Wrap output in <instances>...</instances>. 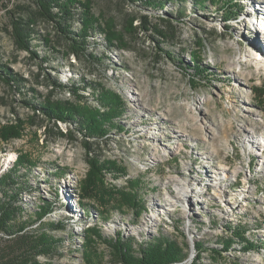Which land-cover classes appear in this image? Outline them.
Wrapping results in <instances>:
<instances>
[{"label": "rangeland", "instance_id": "374dc122", "mask_svg": "<svg viewBox=\"0 0 264 264\" xmlns=\"http://www.w3.org/2000/svg\"><path fill=\"white\" fill-rule=\"evenodd\" d=\"M25 1L0 3V63L41 99L113 116L105 136L88 139L89 152L75 126L47 121L0 80V176L33 187L21 192V219L33 221L28 231L48 233L57 250L38 255V263L122 264L107 242L120 236L137 256L141 245L172 239L183 257L167 264H264V0H209L205 8L170 0L164 11L179 8L182 18L140 0H81L92 3L97 17L88 47L93 56L69 54L40 23L35 43L44 67L17 50L7 30V10ZM142 15L153 23L172 20L174 38L145 30ZM188 45L200 64L191 61ZM50 77L88 83L82 101L55 91ZM11 128L19 134L4 139L1 131ZM91 156L107 168L85 197ZM42 206L52 211L40 221ZM6 241L0 236V245Z\"/></svg>", "mask_w": 264, "mask_h": 264}, {"label": "trees", "instance_id": "16d2710c", "mask_svg": "<svg viewBox=\"0 0 264 264\" xmlns=\"http://www.w3.org/2000/svg\"><path fill=\"white\" fill-rule=\"evenodd\" d=\"M2 1L4 0H0L1 4H3ZM130 1L135 3L137 0ZM140 1L147 8L153 10L160 8L163 10L165 16L182 18L185 15L184 11L179 8L176 14L164 11L168 3L171 2L170 0ZM174 1L183 2V0ZM208 1L195 0V3L197 6L205 8ZM211 1L216 4L222 2L219 0ZM229 2L226 4L229 5ZM218 7L220 6L218 5ZM91 9V2L86 3L81 0H26L24 3H18L15 9L7 10L9 15L7 30L13 39L15 48L26 51L35 58H38V63L41 67H44L43 63L46 62V58H41L40 51L37 48L39 43H35V39L39 38L40 40L41 35H39L40 31L38 29L40 23H45L52 28V33L59 42L67 46L69 54L72 53L76 57L88 56L91 58L93 55L88 51L89 40L95 35V32H98V27H96L97 17L92 13ZM228 14L225 16L226 19H230L233 13L228 11ZM140 18L142 27L145 30H151L153 33L167 40L174 38L173 21L167 17H161L158 23L150 21L148 15H142ZM161 22L167 26L162 27ZM75 23H79V25L76 26ZM187 48L193 53L191 61L200 64L202 57L195 50L194 46L188 45ZM197 72L201 73L202 70L197 69ZM0 80L9 85L12 91L22 94L25 97L23 103L27 107L40 112L47 121L54 124L63 121L75 126L85 138L86 147L89 152L92 151V147L88 139H99L108 132L106 126L111 122L113 117L110 112L102 113L96 109L93 110L82 105L77 106L72 103L57 102L52 100L51 97L45 100L41 99L36 96L37 89L35 87L27 89L25 83L27 79L14 73L11 67L2 63H0ZM50 81L54 85L55 91H68L76 95L80 101H82L83 97L80 91L86 89L88 85L86 82L82 84L79 81L71 83L61 82L53 77H50ZM26 89L33 92L30 98H26L28 96ZM104 96L112 98L110 93H105ZM34 117L31 120L32 124H36ZM18 134L19 131L14 128L8 129L5 132L1 131V136L4 139ZM60 134L62 136L65 135L62 131H60ZM89 164L91 166L90 181L85 186V197L93 196L92 192H95L93 191L95 190L94 187L96 188L97 182H101L97 180L101 179L103 169L107 168L106 165L92 156L89 159ZM14 179L9 173H4L0 176V236L8 240L3 246L0 245V264H39L37 261L38 255L50 254L57 251L53 247L54 239L48 233L39 235L27 230L33 224V221L29 222L31 219H28V222H26L27 219H21L26 211V202H24L25 199L23 201L21 192L31 194L34 189L30 184ZM135 199H139V197L136 195ZM51 211L50 206H42L37 218L41 221L42 217ZM50 224L49 227L51 226ZM51 227L54 229L61 228L59 224H53ZM235 233L238 234V237H241V231H236ZM107 242L114 250L116 261L122 264H167L183 257L181 249L172 239L167 237H160L155 243L141 245L139 256L136 255L131 245L120 236L115 243ZM231 244L232 241L225 243L224 248H230ZM247 244L249 245L248 247H255L254 242L249 241ZM216 253L219 254L220 252L216 251ZM90 264L93 263L90 262Z\"/></svg>", "mask_w": 264, "mask_h": 264}, {"label": "bare ground", "instance_id": "6f19581e", "mask_svg": "<svg viewBox=\"0 0 264 264\" xmlns=\"http://www.w3.org/2000/svg\"><path fill=\"white\" fill-rule=\"evenodd\" d=\"M264 7V6H263ZM260 9H261V7H259ZM256 46H258L259 44H257V42H255L254 43ZM176 132H183V130L180 128V127H178V128H176ZM216 173V172H215ZM207 177H211V175L210 174H208L207 175ZM65 194H66V198H69L70 197V190L69 189H67V191L65 192ZM77 215V214H76ZM35 250V249H34Z\"/></svg>", "mask_w": 264, "mask_h": 264}]
</instances>
